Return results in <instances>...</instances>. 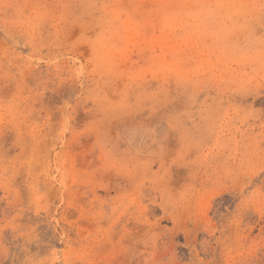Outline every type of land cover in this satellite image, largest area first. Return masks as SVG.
Wrapping results in <instances>:
<instances>
[{
  "label": "rangeland",
  "instance_id": "obj_1",
  "mask_svg": "<svg viewBox=\"0 0 264 264\" xmlns=\"http://www.w3.org/2000/svg\"><path fill=\"white\" fill-rule=\"evenodd\" d=\"M0 264H264V0H0Z\"/></svg>",
  "mask_w": 264,
  "mask_h": 264
}]
</instances>
